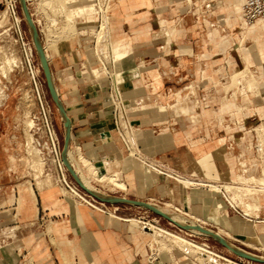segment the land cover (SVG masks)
I'll return each instance as SVG.
<instances>
[{"label":"rangeland","instance_id":"rangeland-1","mask_svg":"<svg viewBox=\"0 0 264 264\" xmlns=\"http://www.w3.org/2000/svg\"><path fill=\"white\" fill-rule=\"evenodd\" d=\"M46 1L17 0L18 10L17 20H15L7 9L6 0H0V90L2 91L0 93V185L7 184L9 188H7L5 196L3 190H0V249L17 239L14 234L4 236L2 228L4 229L6 224L5 220L14 222L16 216L21 213V207L15 210L14 207L8 208V205L19 203L22 190H24L26 202L34 201L37 198L43 205H48V203H53V200L48 199L46 193L49 188L54 187L59 190L56 197L61 199L63 205H70L71 208H83L90 212L85 203L73 196L58 182L52 156L49 150L46 149L48 145L42 148L43 144L48 143L47 121H52L61 143V149L65 151L64 161L69 167L74 165V168L71 169H73L74 176L80 183L79 185L97 196L112 199L104 193L105 189H108V192H112L115 196L122 194L123 191L129 193L125 179L132 180L134 178L133 174L136 173V168H138L135 165L138 164L141 165L140 171L144 173L142 178L151 179L153 177L162 185L167 184L172 189V192L164 199L167 202L166 208L163 207L160 211L167 218L174 217L173 219L184 227L197 228L195 220H192L191 217L198 218L200 216L197 214L196 209L190 206L193 193H190L186 185L179 182L177 178L194 181V184H196L195 182L207 184L206 182L211 181L212 183L239 184L248 188L259 186L263 192L253 191L254 194L250 195L245 202L249 203V205L246 203L249 210H251L250 207L252 209L254 207L264 213V203L262 201L264 200V174L258 175L248 170L246 161L238 157L239 151H244L247 147L251 149L252 137L256 136L255 127L239 128V124L242 121L255 123L258 118L263 117L262 114L255 112V109L264 104V31L248 35L245 27L247 29L254 28L253 26L260 22L264 24V20L246 25L242 19L241 10L237 11L233 4L234 0H171L181 3L180 7L183 15L175 18L166 17L168 19H166L165 24L156 36L166 39L167 42L174 39L188 41L190 36L186 37L185 30L188 29V25L198 24L202 31L200 30L199 34L195 36V38L198 37L199 41V47L196 48L195 53L201 60L205 59L204 56L212 55L213 59L211 60L213 61L204 60L203 63L198 65V87L199 91L204 93V96H197V102L195 101L194 104L199 103L201 107L204 104H211L213 108L210 111L198 109L187 113L182 112L180 109L187 106L181 107L179 105L184 102L191 103L196 96L193 97L190 94L191 85L185 87L186 83L183 85L184 87L180 86L176 91L174 87L175 80H168L166 85L172 89V92L161 99L168 103L170 108L167 114H169L168 116L171 114L172 119L178 120L177 125L176 127L174 125H149L138 119L140 115L144 114L141 104H130L127 100L128 96L124 95L125 92L134 87L130 88L129 86L126 87L125 83L121 84L120 93L125 108V111L122 112L121 121L127 126V130H124L122 132L123 136H121L113 126V117L111 128L119 142L122 157L114 162L107 161V164L93 162L98 168V174L97 169L94 173H91L83 165L82 157L79 158L78 153L70 152L69 147H65L63 135L67 116L61 103L55 102L53 99L47 87L44 72L50 52L59 42L76 40L79 38V33H85L84 35H87L85 37L93 40L92 35L96 32L97 24L91 23L90 26L86 24L85 20L81 19L83 17L82 13H87L92 6V0H68V2H66L67 0H52L53 3L50 4H47ZM64 4H66L65 8ZM126 5L130 6L127 10L125 9ZM136 5L137 0H116L114 10H117V15L114 19L120 22L125 21L129 15L122 14H126L135 8L138 9L139 7ZM163 5L162 0H156L152 6L147 7L151 12L161 13ZM66 7L82 10L81 15L77 14L73 21L74 25L69 24L66 17V12H68ZM193 7L195 8L193 12H196V15H193V12L190 13V9ZM136 14L141 17V12L137 11ZM151 18L155 21L159 20L157 15L151 16ZM169 23H175L179 29L180 34L177 37L170 36ZM157 25L160 26L161 23ZM34 29L38 35L37 40L34 36ZM114 31H117L116 28H114ZM20 32H22L24 41ZM118 35H114L112 39L115 47L120 38H123H117ZM25 42L29 43V46L26 47ZM208 45L211 46L208 47ZM188 51L189 49H183L184 58L189 54ZM224 55L232 63L230 66H224L219 62L224 58ZM13 59H16L17 63L7 62V60ZM122 60L118 59L117 62L120 63ZM96 61V66L101 71V78L107 83L106 75L97 57ZM182 61L184 63L186 60ZM145 66L147 65L141 64V68ZM246 67L248 69L245 72L238 74ZM116 69V76L119 79L120 65H116ZM236 81L239 83H236ZM160 84L162 85V81H160ZM109 88L110 82L108 83V90ZM181 88H183V91ZM108 103L113 111V101L109 92ZM194 123L197 127L195 129L196 133H193V138L199 141L197 147H192L190 140L183 136V132L193 130ZM263 123L264 121H261L260 124ZM149 130L157 134H169L170 137L159 143H141L140 139L144 136L142 132H148ZM257 132L262 137V144L264 145V125L258 128ZM38 142H41V146L38 145ZM28 143L31 144L29 146L33 149V154L38 162L42 164L46 162L42 174L38 171V165L35 162L33 164L32 155L27 149ZM130 143L134 147L131 150L128 149V146L131 147ZM219 148H224L225 151L222 153L217 152ZM142 151L147 155L143 154ZM11 155L16 158L15 164L10 161ZM14 157H12V160L15 159ZM222 170L226 171L224 176L220 175ZM124 171H128L127 177ZM164 173L172 176H166ZM69 176L71 180L78 183L73 174L70 173ZM102 176L106 177L105 180L102 179ZM112 176L114 178H111ZM112 180H116L115 183L118 186ZM30 188L34 189L36 197L32 195ZM252 200L254 203L250 202ZM180 204L187 205V208L178 207L181 212L170 209L171 206H180ZM214 205L215 210L218 209L217 201ZM222 207L226 211L224 205ZM52 210H55L56 213L53 214L50 211L47 214L61 216L65 212L60 207ZM151 213V217L158 216L153 212ZM65 214H68V212H65ZM167 218L161 219V226L174 232L176 229L169 225ZM55 224L57 223H54L53 227ZM217 224L220 228L218 234L224 238L223 235L229 233V230L223 226L225 224ZM247 231L249 232V230H246V235H253L251 231L250 233H247ZM50 234H52L51 238L56 250H59L50 262H53L56 257L60 262H63V258H67L66 249L69 247L63 245L61 237L52 230H50ZM175 234L190 239L184 233ZM204 238L198 236L195 239L196 243L201 244L204 242ZM41 239H44V237L37 240L40 241ZM150 239L153 244L158 240L155 236ZM175 240L172 241L171 239V242L163 240V243L161 242L162 249H171V245L175 243L173 247L186 248V246L181 245V242ZM227 241L252 253L230 251L229 248L232 245L230 247L224 246L221 241L220 243L218 240L211 238L209 244L227 257L235 259L237 254L252 259H260L254 254V251L231 240ZM178 243L180 244L178 245ZM165 244L166 246H164ZM44 246H47L45 240ZM40 247H43L42 243ZM70 248L74 250V244ZM232 248L234 249V247ZM33 258L36 259L35 256ZM184 264L191 263L184 261Z\"/></svg>","mask_w":264,"mask_h":264},{"label":"crops","instance_id":"crops-1","mask_svg":"<svg viewBox=\"0 0 264 264\" xmlns=\"http://www.w3.org/2000/svg\"><path fill=\"white\" fill-rule=\"evenodd\" d=\"M154 1L156 0H137L136 6L139 8L122 14L129 16L125 21H119L115 27L119 34L117 38L123 37L116 43V47L114 45L115 55L119 60L123 59L117 63L120 65L119 83H125L126 87H134L125 92L124 95L128 96L127 100L130 104H141L144 112L138 117L141 122L153 126L174 125L176 127L178 120L172 119L171 114L168 116L170 107L165 100L161 99L172 92V89L166 85L167 81L175 80L176 91L178 87H184L183 85L186 83L185 87L191 85L190 94L196 97L191 103L184 102L179 105L181 107L187 106L180 109L182 112L187 113L198 109L212 110L213 105L211 104H204L201 107L199 103H194L197 102V96H204L198 87V65L204 60L213 61L211 60L213 56H204L205 59L201 60L195 53L196 48L199 47L198 37L195 38V36L201 30L198 24L188 25V29L185 30L186 37L190 36L188 41L174 39L167 42L166 39L156 36L168 19L166 17L181 16L183 11L180 7L181 3L178 1L162 0L164 2L163 11L161 13L151 12L147 6H152ZM129 8L130 6L126 5L125 9ZM194 10V7L190 9V13ZM137 11L141 12L140 16L143 19L139 17V14H136ZM195 13L192 14L196 15ZM156 15L159 16V20H152L151 16ZM85 22L90 26L92 25L87 20ZM158 23L161 25L158 26ZM260 23L256 33L264 31V24ZM168 28L171 37H177L180 34L175 23H169ZM245 30L247 33L246 27ZM85 36L87 35L79 33V38L76 40L59 42L51 50L48 57V69L44 68V72L47 87L53 99L55 102L61 103L67 116L63 135L65 147H69L71 152L78 153L79 158L82 155L92 164L93 162L107 164V161L114 162L121 158L122 151L111 128L113 112L108 103L109 80L105 76L106 83L101 78L100 68L96 66L97 61L91 44L92 40ZM183 49H189V54L185 58ZM227 58L224 55V58L219 62L224 66H230L232 63ZM182 60L186 61L183 63ZM141 64L147 66L141 68ZM247 69L248 67L238 74ZM160 81H162V85ZM53 88L57 97L54 96ZM181 90L183 91V88ZM255 112L262 114L263 117L258 118L255 123L242 121L239 124V128L255 127L256 136L252 137L251 149L247 147L244 151H239L238 157L246 161L248 170L261 175L264 174V145L257 129L264 125V123L260 124L261 121H264V104L256 107ZM196 127L197 125L194 123L192 131L183 132V136L190 140L192 147L199 145V141L193 138ZM142 133L144 136L140 142L144 144L159 143L170 137L169 134H157L152 130ZM258 148H262V151H258ZM224 151V148H219L217 152L222 153ZM142 153L147 155L143 151ZM12 157L14 156H10V161L15 164L16 158L14 157L15 161H13ZM135 166L138 168L133 174L134 178L132 180L125 179L129 193L123 191V195L115 196L112 192H108V189H105L104 193L112 199L99 196L107 201L110 214L94 211L88 205L86 206L91 213L83 208L65 206L61 203V199L56 197L59 190L54 187L49 188L46 193V197L53 200V203H48V205H43L37 198L34 201L26 202L24 190H22L19 203L8 205V208L14 207L15 210L21 207V213L16 216L14 222L5 220L6 224L4 229L2 228L4 236L14 234L17 239L0 249V264H173L175 261L184 264L177 252L173 254L163 253L158 261L150 262L147 257L149 255L150 237L144 234L133 220V218L139 217L142 212L136 207L131 208L114 203L117 197H125L133 201L157 205L160 208L165 207L167 202L164 199L168 197L172 189L167 184L162 185L153 177L151 179L142 178L144 173L140 171L141 165ZM96 169L98 171L97 167ZM124 172L127 177L128 171ZM220 172L222 176L226 174L225 170ZM164 175L172 176L168 173H164ZM196 183V185L186 186L187 190L189 189L188 191L193 193L190 206L196 209L200 216L196 219H199L205 227L215 233H220L217 223L225 224L223 226L229 230V233L223 235L225 240H231L254 251V254L260 258L254 259L256 264H264V213H261L257 208L251 209L248 213L242 205L241 208L247 215H238L229 208L219 195L197 187L200 185L198 183L201 182ZM7 188V184L0 185V190H3L4 196L7 194ZM30 190L32 195L36 197L34 189L30 188ZM215 201L218 202V209L216 210ZM262 201L264 203V200ZM250 202L254 203L253 200ZM222 205L226 211L223 210ZM57 207L62 208L68 214L65 212L61 216L47 214L50 211L53 214L56 213L52 209ZM171 207L187 208V205L180 204V206L173 205ZM54 223L57 224L53 227ZM50 230L61 237L63 245L69 247L66 249L67 258L61 254L64 257L63 262H60L57 257L54 258L53 262H50L54 255L59 252L52 242ZM246 230H250L253 236L246 235ZM149 235L154 237L150 233ZM42 237L44 239L37 240ZM44 240L47 242V248L44 246ZM41 243L43 247H40ZM73 244L74 250L70 248ZM242 250L246 251L245 249ZM248 253L251 254L252 252ZM236 256L245 257L237 254Z\"/></svg>","mask_w":264,"mask_h":264},{"label":"built area","instance_id":"built-area-1","mask_svg":"<svg viewBox=\"0 0 264 264\" xmlns=\"http://www.w3.org/2000/svg\"><path fill=\"white\" fill-rule=\"evenodd\" d=\"M94 9L97 18V28L96 32L92 35L93 40L91 42L95 56L103 69L106 77L110 82L109 93L112 98V108H113V126L116 131H118L121 136H123V131L127 130V126L122 123V112L125 111L124 103L122 102V94L120 93V85L118 82V77L116 76V60L112 53L113 46V36L117 35L118 32L114 31L115 26L119 23V20L114 19L117 15V10H114V5L116 0H94ZM6 6L12 17L17 20V0H6ZM242 12L246 20L252 24L259 20H264V0H243ZM20 23V21H18ZM100 34V35H99ZM21 38L24 41L22 32H20ZM25 46H29V43H24ZM46 130L48 133V143L43 144L42 148L45 145H48L46 148L49 150L50 155L52 156V161L55 166V173L57 174V179L60 185H62L68 192L73 196L79 199L81 202L88 205L92 210L98 211L104 214H110V209L107 205V201L100 198L99 196L91 193L86 188L79 185L76 176H74L73 169L74 165L69 167L64 161L65 151L61 149V143L59 137L56 133L55 127L52 121H47ZM125 140V139H124ZM38 145L41 146V142H38ZM131 147L128 146V149H133V145L130 143ZM258 151H262V148H258ZM41 151V150H40ZM71 152V151H70ZM43 154V152H42ZM46 162H44V165ZM73 174L75 180L78 183H75L70 179L69 174ZM206 183H212L211 181ZM216 187L212 188L209 184L197 185L201 188L207 189L216 195H219L229 206V208L237 213L238 215L244 216L247 215L242 210L241 206L251 195L246 191V187H243L239 184H225V183H212ZM253 191L261 192L263 191L261 187L251 188ZM115 204H123L128 207H136L139 211L142 212L139 217L133 218L136 222V225L141 229V231L151 238L147 232H157L159 233L157 237V242L154 244L151 243L149 246V255H147L150 262L158 261L163 253L173 254L177 252L180 255V258L183 261H188L191 264H256L254 259L249 257H237L231 258L223 255V253L218 252L213 246L209 244V239L218 240L217 237L213 234L214 231L211 229H205V225L195 217H191L192 220H195L197 228H187L182 226L180 223L176 222L173 218L165 217V214L160 211L161 208L157 205L145 204L138 201L129 200L125 197H117ZM166 208V207H165ZM171 210L175 212H181V209L170 207ZM153 212L157 214L156 217H151L150 213ZM167 218L169 220V225L172 228H175V233H184L190 239L192 243L182 244L186 248L173 247L169 250L162 249L161 242L164 240L167 242L174 237L162 233L161 229L167 230L161 226V219ZM169 231V230H167ZM172 232V231H170ZM172 232V233H174ZM174 233V234H175ZM198 236H203L204 242L201 244L196 243V238ZM186 239V238H185ZM188 240V239H187ZM179 264V262L173 263Z\"/></svg>","mask_w":264,"mask_h":264},{"label":"bare ground","instance_id":"bare-ground-1","mask_svg":"<svg viewBox=\"0 0 264 264\" xmlns=\"http://www.w3.org/2000/svg\"><path fill=\"white\" fill-rule=\"evenodd\" d=\"M52 2V0H47L46 1V3L47 4H50ZM65 2V1H64ZM66 2H68V0L66 1ZM53 3V2H52ZM94 4H95V1L94 0H92V6L89 8V11L87 12V13H82V15H83V17L81 18V19H85V20H87V21H89L90 23H94V25L97 23V18H96V13H95V9H94ZM234 6H235V8H236V10L237 11H240L241 10V13H242V19H243V21H244V23L246 24V25H252V24H250L247 20H246V18L244 17V15H243V12H242V6H243V0H234ZM65 5L66 4H64V8H65ZM67 8V7H66ZM68 9V8H67ZM63 10V9H62ZM66 10V9H65ZM81 11L82 10H76V9H71L70 7H69V9H68V12H66L67 14V19H68V21H69V24L71 25V24H73L74 22V20H75V18L77 17V14H80L81 15ZM238 16H239V14H238ZM240 19V18H239ZM57 22V21H56ZM254 24V23H253ZM261 24V23H260ZM67 25V24H66ZM74 25V24H73ZM72 25V26H73ZM93 25V26H94ZM258 25H259V23L254 27V28H248L247 29V34L248 35H253V33L255 34L256 33V30H257V27H258ZM244 27H245V25H244ZM66 28V27H65ZM69 28H70V26H69ZM66 30V29H65ZM95 30V29H94ZM91 32V31H90ZM95 32V31H94ZM64 33V32H63ZM85 34V33H84ZM100 35V34H99ZM34 36H35V38H36V40H37V37H38V35H37V32L35 31V29H34ZM112 53H113V56H114V58H115V60H116V65H117V61H118V58H117V56L115 55V51H114V45L112 46ZM7 62H9V63H11V62H14V63H17V61H16V59H13V60H7ZM2 68V67H1ZM45 68L46 69H48V67H47V65L45 64ZM5 74V73H4ZM236 80H237V78H236ZM118 82H119V79H118ZM236 83H239L238 81H236ZM120 84V83H119ZM51 85H52V87H53V84H52V82H51ZM256 87V86H255ZM1 89V88H0ZM2 91L0 90V93H1ZM53 92H54V96L55 97H57V94H56V91L54 90V88H53ZM2 100V99H1ZM30 123V122H29ZM31 124V123H30ZM30 126V125H29ZM30 142V141H29ZM29 144L30 143H28L27 145V149H28V151H29V153L32 155V158H33V164H34V162H35V164L36 165H38L37 167H38V171H39V173L40 174H42L43 173V169H44V164H42L41 162L39 163L38 162V160L35 158V156H34V154H33V149L30 147L31 146V144H30V146H29ZM35 151H37V150H35ZM39 152V151H38ZM38 152H34L35 154L37 153V154H39ZM28 153V154H29ZM29 154V155H30ZM81 161H82V163H83V165L85 166V168L87 167L88 169H89V171L91 172V173H94L95 171H96V167H95V165L94 164H92L88 159H86L85 157H83L82 155H81ZM31 158V157H30ZM40 158V157H39ZM41 159V158H40ZM13 161H15V159H13ZM32 164V165H33ZM35 165V166H36ZM71 166V165H70ZM36 168V167H35ZM31 169H33V168H31ZM158 172H160L161 173V171L160 170H158V169H156ZM80 172V171H79ZM88 173V172H87ZM97 173V172H96ZM90 174V173H89ZM97 175V174H96ZM80 176V175H79ZM81 176H82V174H81ZM104 178V176H102V179ZM106 178V177H105ZM105 178H104V180H105ZM111 178H114L113 176L111 177ZM84 179V178H83ZM178 180H179V182H181L182 184H184V185H186V186H192V185H196V184H194V181H190V180H182V179H180V178H177ZM115 181L116 180H112V182H114L115 183ZM260 181V180H259ZM263 181V180H262ZM48 183V182H47ZM50 183V182H49ZM116 184V183H115ZM199 184V183H198ZM203 185V184H205V183H200V185ZM208 184V183H207ZM47 185V184H46ZM50 185V184H49ZM117 186H118V184H116ZM120 185H122V186H124L123 184H120ZM209 185L212 187V188H215L216 186L214 185V184H212V183H209ZM243 185V184H242ZM262 186V185H261ZM122 188V187H121ZM124 189H125V187H123ZM246 191L248 192V193H250L251 192V195H253V190L251 189V187L250 188H248V187H246ZM253 192V193H252ZM263 192V191H262ZM255 199V198H254ZM256 201V200H255ZM256 202H258V201H256ZM249 205V203L248 202H244V204H243V206H244V209H245V211L246 212H248V213H250L249 211V207H247L248 205ZM254 208V207H253ZM250 209H252L251 207H250ZM167 214V213H166ZM170 216H172V215H170ZM174 218V217H173ZM196 218V217H195ZM175 220V219H174ZM179 223V222H178ZM198 227V226H197ZM161 231H162V233H166L167 235H169V236H171V237H174V239H176L175 241H177V242H181L182 244H189V245H191L192 243L189 241V240H187V239H185V238H183L182 236H179V235H176V234H174V233H172V232H170V231H167V230H164V229H161ZM150 234H152V235H154V236H156V235H158L159 233H157V232H149ZM247 233H250V230H249V232L247 231ZM214 235H215V237H217L223 244H225L226 246H229L230 247V245H232V244H230L227 240H225L224 238H222L221 237V235H219L218 233H213ZM250 236H251V234H250ZM253 236V235H252ZM173 238H172V241L174 240ZM155 241V240H154ZM157 242V241H156ZM169 242H171L170 240H169ZM163 243V242H162ZM165 243V242H164ZM175 243V242H174ZM176 244V243H175ZM175 244H173V245H175ZM180 243H178V245H179ZM181 244V245H182ZM171 245V244H170ZM173 245H171V247L173 248ZM164 246H166V244L164 245ZM170 247V246H169ZM176 247V246H175ZM232 247H234V249L232 248ZM183 248V247H182ZM236 249V250H235ZM169 250V249H168ZM229 250L230 251H233V252H236V253H238L237 251H239V252H243V253H247V254H249L248 252H246V251H244V250H242V249H240L239 247H237V246H234V245H232L230 248H229Z\"/></svg>","mask_w":264,"mask_h":264}]
</instances>
